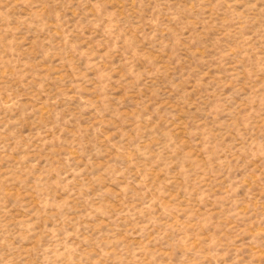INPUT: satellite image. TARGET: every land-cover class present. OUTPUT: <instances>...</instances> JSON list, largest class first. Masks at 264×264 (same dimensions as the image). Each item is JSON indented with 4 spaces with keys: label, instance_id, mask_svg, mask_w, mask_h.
I'll return each instance as SVG.
<instances>
[{
    "label": "rangeland",
    "instance_id": "1",
    "mask_svg": "<svg viewBox=\"0 0 264 264\" xmlns=\"http://www.w3.org/2000/svg\"><path fill=\"white\" fill-rule=\"evenodd\" d=\"M0 264H264V0H0Z\"/></svg>",
    "mask_w": 264,
    "mask_h": 264
}]
</instances>
